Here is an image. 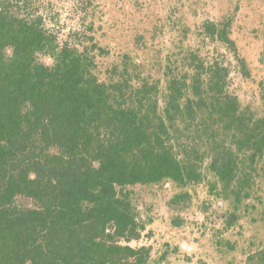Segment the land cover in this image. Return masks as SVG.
Returning a JSON list of instances; mask_svg holds the SVG:
<instances>
[{
    "label": "trees",
    "instance_id": "1",
    "mask_svg": "<svg viewBox=\"0 0 264 264\" xmlns=\"http://www.w3.org/2000/svg\"><path fill=\"white\" fill-rule=\"evenodd\" d=\"M47 3L0 0V264H152V247L131 243L151 236L135 194L155 186L172 203L203 189L213 241L233 251L223 235L264 172V95L244 101L233 83L250 77L235 9L174 0L114 49L103 0H73L62 35Z\"/></svg>",
    "mask_w": 264,
    "mask_h": 264
},
{
    "label": "rangeland",
    "instance_id": "2",
    "mask_svg": "<svg viewBox=\"0 0 264 264\" xmlns=\"http://www.w3.org/2000/svg\"><path fill=\"white\" fill-rule=\"evenodd\" d=\"M103 2L104 42L114 49H126L133 39L131 29L135 25L140 30L142 26L151 27L153 19L161 15V8L174 3V0ZM72 6L73 0H48L46 5L48 24L61 35L75 25ZM196 6L210 17L235 9L232 37L248 63L250 77L243 79L235 73L233 83L239 87L244 101H260L264 95V62L259 61L264 30V0H197ZM42 60L50 62L48 58ZM173 192L171 187L155 186L138 189L135 194L142 216L149 219L147 226L151 236L131 244L150 245L152 264H245L248 255L264 249V172L258 181L256 198L251 201L254 207L242 216L239 224L223 235L234 243L233 251L220 250L213 241L212 235L220 221L215 218L212 208L207 212L201 210L200 204L207 196L203 189H197L198 194L189 190V199L176 200L175 203L171 202ZM175 218L182 220L180 226L174 225Z\"/></svg>",
    "mask_w": 264,
    "mask_h": 264
}]
</instances>
